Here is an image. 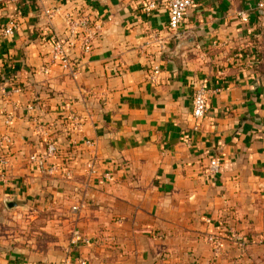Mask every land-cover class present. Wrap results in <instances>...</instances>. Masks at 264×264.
<instances>
[{"label":"crops","instance_id":"1","mask_svg":"<svg viewBox=\"0 0 264 264\" xmlns=\"http://www.w3.org/2000/svg\"><path fill=\"white\" fill-rule=\"evenodd\" d=\"M259 1L193 0L174 35L164 0H0V214L48 215L41 241L0 232V264H264ZM66 15L101 24L89 53ZM57 47L69 67L53 60ZM201 84L207 111L194 129ZM49 143L57 171L46 175L28 157ZM8 224L0 215V231ZM72 231L90 244L71 246Z\"/></svg>","mask_w":264,"mask_h":264},{"label":"built area","instance_id":"2","mask_svg":"<svg viewBox=\"0 0 264 264\" xmlns=\"http://www.w3.org/2000/svg\"><path fill=\"white\" fill-rule=\"evenodd\" d=\"M166 10L168 13V20H167V29L169 32H171L174 35H178L181 29V24L184 20V17L187 13V11L193 6V0H164ZM156 8V4L154 2L149 3L145 11L149 12ZM256 8L264 13V0H260ZM58 10L55 11H46L45 14L48 18H52L54 14H56ZM67 19H69V27L71 29V34H73V37L75 36V33L78 30L83 31V43H82V50L84 53H89L91 51V40L96 38L101 34L102 26L100 23L95 22L94 20H91L89 15H81L80 17L70 18L69 15L65 16ZM246 21L245 19H243ZM16 23L14 20H9V22L5 25V27L2 29V36L5 38L12 37L16 31ZM63 56V51L60 47H57L53 54V60L59 59L58 57ZM63 60H61V63L64 67H69L70 64L69 60L66 57H62ZM157 71V70H156ZM155 71V72H156ZM207 89L205 85H200L197 88H195L192 98V117L195 123L194 129H197L199 123L203 120L205 117L206 111H207ZM84 145L87 148H93L94 143L90 140H85ZM58 153V149L55 146L54 143H49L47 145L46 151L42 155H30L28 157V162L31 164H34L37 169L46 175H51L54 172L57 171V168L55 165H52L50 163V159L53 158ZM64 163H66L64 161ZM9 161L8 159H2L0 161V184L3 186H6L8 184V179L6 176V170L9 167ZM67 165V164H66ZM66 169L63 170V175L65 177L71 176L72 170L68 168V166H65ZM85 168L87 169V173L89 175H94V164L92 162H88L85 165ZM219 168V161L218 159H212L208 166V173L209 175H214L217 173ZM105 179H109V176L107 174L104 175ZM73 210H77V207L75 206ZM211 244L215 245L214 256L219 254V245L218 243H215L214 240L210 239ZM78 244L82 245H89L90 240L80 234L78 231H74L72 234V238L70 241L71 246H76ZM77 262L79 264H86L84 260L78 259ZM60 264H70L69 260H65Z\"/></svg>","mask_w":264,"mask_h":264},{"label":"rangeland","instance_id":"3","mask_svg":"<svg viewBox=\"0 0 264 264\" xmlns=\"http://www.w3.org/2000/svg\"><path fill=\"white\" fill-rule=\"evenodd\" d=\"M5 220H8L12 224L8 226H3L1 228V233L6 236H17L16 243L21 246H26L27 242L30 239H34L35 241L42 240V230L41 226L47 218V214L35 213L34 219H31L30 216L26 214H21L19 218L13 219L9 212L0 214ZM7 225V224H4ZM74 231L71 232V238ZM71 241V239H70Z\"/></svg>","mask_w":264,"mask_h":264},{"label":"trees","instance_id":"4","mask_svg":"<svg viewBox=\"0 0 264 264\" xmlns=\"http://www.w3.org/2000/svg\"><path fill=\"white\" fill-rule=\"evenodd\" d=\"M63 158L66 160V159H68L70 157L65 154V156Z\"/></svg>","mask_w":264,"mask_h":264}]
</instances>
